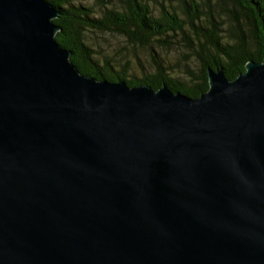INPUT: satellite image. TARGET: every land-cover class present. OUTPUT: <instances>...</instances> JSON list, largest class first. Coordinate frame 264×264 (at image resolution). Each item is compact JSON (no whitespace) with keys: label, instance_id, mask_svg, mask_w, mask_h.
I'll use <instances>...</instances> for the list:
<instances>
[{"label":"water","instance_id":"water-1","mask_svg":"<svg viewBox=\"0 0 264 264\" xmlns=\"http://www.w3.org/2000/svg\"><path fill=\"white\" fill-rule=\"evenodd\" d=\"M46 0H0V264H264V62L198 98L83 75Z\"/></svg>","mask_w":264,"mask_h":264},{"label":"trees","instance_id":"trees-1","mask_svg":"<svg viewBox=\"0 0 264 264\" xmlns=\"http://www.w3.org/2000/svg\"><path fill=\"white\" fill-rule=\"evenodd\" d=\"M46 1L60 12L54 20L60 28L57 42L71 51V61L83 75L99 81H124L130 87L146 85L156 91L166 85L174 93L198 98L209 89V68H220L234 80L248 62H264V0H180V12L162 5L158 16L150 0H119L112 5L111 0H95L99 10L76 0ZM91 32L118 35L146 50L171 46L178 37L198 69L187 68L183 81L153 57L152 69L142 67L138 76L131 72L130 62L118 65L98 57L87 39Z\"/></svg>","mask_w":264,"mask_h":264},{"label":"rangeland","instance_id":"rangeland-1","mask_svg":"<svg viewBox=\"0 0 264 264\" xmlns=\"http://www.w3.org/2000/svg\"><path fill=\"white\" fill-rule=\"evenodd\" d=\"M119 0L108 1L112 3H118ZM76 4H82L84 6H92L98 9L100 3L95 0H76ZM150 5L153 9L154 15L158 16L162 9V5L172 12L173 9L180 12L181 1L180 0H150ZM99 10V9H98ZM87 39L90 46L96 52L98 57H107L109 59L117 61L118 65L125 62H130L132 73L138 76L142 73V67L145 70L152 69V58L156 57L159 60L169 65L174 70L173 75L179 76L183 81L186 79V71L193 69L197 71V62L192 61L191 55L187 51L183 42L179 41L178 37L174 38V44L162 48H155L153 50L143 49L141 47L132 46V44L125 38L113 35L109 33L91 32L87 34ZM177 41V42H176ZM130 60V61H129ZM144 71V70H143Z\"/></svg>","mask_w":264,"mask_h":264}]
</instances>
